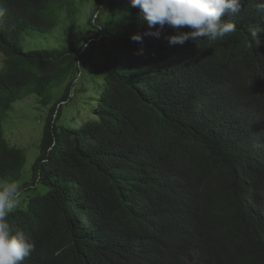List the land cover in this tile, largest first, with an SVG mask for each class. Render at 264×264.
<instances>
[{"label":"trees","instance_id":"1","mask_svg":"<svg viewBox=\"0 0 264 264\" xmlns=\"http://www.w3.org/2000/svg\"><path fill=\"white\" fill-rule=\"evenodd\" d=\"M80 1L0 0L5 56L0 180H14L23 189L20 207L9 216L34 242L22 264H181L179 241L200 224L224 232L213 242L211 264H264V238L239 234L232 208L217 200L222 175L264 177V156L259 155L264 131L248 142L221 147L214 127L218 104L229 92L240 93L247 79L264 75L255 62H264V41L247 36L243 26L230 50L199 40L170 44L173 29L147 35L157 29L149 28L130 0H107L98 14L104 23L93 48L80 54L72 45L38 49L29 42L31 49H24L30 31L47 32L56 25L55 7L71 13L80 9ZM133 34H140L142 43L131 39ZM167 59L190 64L207 92L197 91L188 102L162 93L156 102L145 99L153 66ZM72 91L76 96H70ZM29 93L49 108L30 179L22 180L25 154L6 143L1 123L11 105ZM239 153H244L243 164ZM228 190L239 204L244 190L239 185ZM157 211L167 216L161 232L153 223L148 229L144 225ZM106 220L118 227H104Z\"/></svg>","mask_w":264,"mask_h":264},{"label":"clouds","instance_id":"2","mask_svg":"<svg viewBox=\"0 0 264 264\" xmlns=\"http://www.w3.org/2000/svg\"><path fill=\"white\" fill-rule=\"evenodd\" d=\"M106 1L92 0L86 9L85 4L90 0H81L79 2L80 9L77 7L71 13L64 7H55L56 25L47 32L30 31L23 41H26L27 45L30 42L36 47L44 46L48 49H61L72 45L80 48V54H82L93 48L95 41L99 38L97 33L101 31L104 19L102 16L98 17V14ZM130 4L139 9V17L147 22L150 29H157L147 32V35L158 37L160 30L166 26L173 29L175 34L167 37L170 44L183 45L189 40L194 42L199 40L207 45L215 44L220 50H230L234 47L233 38L238 36L243 26H246L247 36L252 34L257 43L259 40L264 41V0H130ZM92 8L94 9L92 10ZM83 10L86 12V18L81 22L83 38L79 34L76 35V32H72L70 41L60 48L52 47V45L47 46L41 42L40 38L47 36L42 34L62 27L60 25L62 18H67L64 27L75 31V16ZM236 20L239 22L237 23ZM185 27L189 30L180 31ZM31 37L38 40L27 41ZM131 39L142 43L140 34H133ZM0 53L4 56L1 51ZM138 54L142 55L143 49H139ZM4 60L0 64V72L3 69ZM255 62L264 71V62ZM167 69L170 70L169 74L165 73ZM152 75V85L148 88L145 99H152L156 102L162 93L171 100L188 102L192 100L197 91L202 90L204 94L207 92L206 87L195 77L194 71L188 63H170V60L167 59L165 62L153 66ZM72 92L70 96L75 95L74 91ZM65 102L63 100L59 105ZM81 106V112L85 115L83 102ZM66 115V119H68V110H66ZM5 116L1 123L2 131ZM214 117V127L219 132L216 139L221 147H233L243 141L248 142L256 138L260 132L264 131V75H257L256 79H247L242 84L240 93L238 90H231L228 98L218 104ZM66 119L61 122L65 123ZM103 122V116H100L101 129H103ZM40 142L41 139L38 143V153L40 152ZM22 151L24 152V150ZM243 154L239 153L238 155L239 164L244 163ZM259 155L264 156V145L259 151ZM223 168L226 169L227 166L223 165ZM221 170H219L220 176ZM31 173L30 167L29 174L24 178L22 171V180H29ZM222 176L224 182L217 200L229 211L232 208L231 212L234 214L238 233L250 238H264V177L261 178L248 172H241L237 176ZM238 185L244 190V196L242 201L236 204L234 196L228 189ZM22 192V186L18 182L9 179L0 180V264H22L34 250L31 236L25 231L17 229L9 221L10 214L14 213L22 203ZM114 204V201L109 202V205ZM142 205L140 198L137 200V207L140 208ZM193 205L194 209L199 210L197 203H193ZM166 220L167 216L162 211H157L145 219L144 225L148 229L149 224L153 223L156 230L161 232ZM186 223V225H190L189 222ZM108 226L118 227L113 220H106L104 227ZM223 233L220 226L200 224L195 232L184 235L179 241L180 263L211 264L216 256L213 242L223 239ZM226 241L228 243L227 238Z\"/></svg>","mask_w":264,"mask_h":264},{"label":"rangeland","instance_id":"3","mask_svg":"<svg viewBox=\"0 0 264 264\" xmlns=\"http://www.w3.org/2000/svg\"><path fill=\"white\" fill-rule=\"evenodd\" d=\"M91 1L85 4L86 9L91 4ZM95 1V0H94ZM86 12L83 10L79 15L75 16V31L64 27L67 23V18H62L60 21L61 28L53 29L50 32L42 35L41 42L52 47H62L67 44L73 33L84 37L82 33L81 22L85 20ZM37 41L38 39L31 37L27 41ZM25 50L31 49L28 47L26 41H23ZM36 48H48L44 46ZM50 49V48H49ZM4 60V56L0 53V64ZM48 106L40 104L35 93H29L24 98L13 103L11 109L7 112L3 123V134L8 145L16 146L24 150L26 161L24 164L23 177L25 178L30 171V167L38 153V143L41 139L43 126L48 114ZM66 113V111H65Z\"/></svg>","mask_w":264,"mask_h":264}]
</instances>
